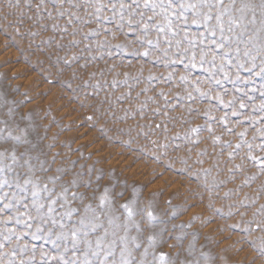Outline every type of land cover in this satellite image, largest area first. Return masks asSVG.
Returning a JSON list of instances; mask_svg holds the SVG:
<instances>
[{
	"label": "rangeland",
	"instance_id": "obj_1",
	"mask_svg": "<svg viewBox=\"0 0 264 264\" xmlns=\"http://www.w3.org/2000/svg\"><path fill=\"white\" fill-rule=\"evenodd\" d=\"M197 2L0 0V264H68L73 228L81 264H264L260 0L224 48Z\"/></svg>",
	"mask_w": 264,
	"mask_h": 264
},
{
	"label": "snow or ice",
	"instance_id": "obj_2",
	"mask_svg": "<svg viewBox=\"0 0 264 264\" xmlns=\"http://www.w3.org/2000/svg\"><path fill=\"white\" fill-rule=\"evenodd\" d=\"M133 4L137 3V0H132ZM172 3V0H168V6L170 7ZM157 5L154 3H150V0H144V7L145 8H149L151 7L153 10L155 9ZM124 6L121 5V8H123ZM181 8H192L194 11L198 10V9H203L206 8L207 11L203 12V19L204 22L207 23L208 21H211L213 18L215 19V25L211 26V34L213 37H215L216 35V31L217 29L220 32V43H217L216 40L214 39L212 41L213 44L216 45L217 48H224L225 47V42L227 43H231L233 37L229 36V35H225V32L227 31L228 33H236V41L237 44H239L240 40L243 38V36L245 35L246 32V25L243 23V16L241 15L240 17H233L231 15V6H225L223 3V0H198L197 3L194 4H181L180 5ZM246 7V6H245ZM259 8L261 10V15L264 16V0H260V4H259ZM213 10H215V15L213 17ZM237 11L243 12V7L241 9H238ZM225 17H227V19L225 20ZM149 20H151V17L148 18ZM250 23H255V15H253V18L251 21H249ZM192 23H197L196 20H193ZM159 27V26H157ZM240 28L243 29V31L240 32H236V29ZM145 30H147V24H145ZM160 31H163V29L161 28ZM148 43H151V41H149ZM237 53H239V47H237L236 49ZM227 54V53H225ZM143 55L147 56L148 53L145 52L143 53ZM244 55H248L247 52L244 53ZM218 83V81H217ZM241 107H243V105H241ZM3 153H0V156H2ZM15 158V157H13ZM29 183L28 181H25V184ZM45 191H47V189L45 188ZM32 195V207H34L36 209V211L38 213L42 212L43 209L45 208V206H47V212L49 215H51L54 212V208L53 205L56 203V200L54 199H49L47 202V205H45L44 203H37V200L39 198V193L38 191L35 189V186L33 187V191L31 193ZM75 196V194H73ZM17 203H20L19 200L16 201ZM6 208L11 207V205H5ZM27 207V205H26ZM61 207H63V205H61ZM64 215L67 216H71L72 215V211H69L67 213H64ZM43 223H48L49 221L47 220H42ZM51 223L55 224L56 221L53 219L51 220ZM80 224L83 226V220L80 221ZM61 227H63V225H61ZM93 228L96 227V225L92 226ZM84 236H87L88 233L84 232L83 233ZM70 236H71V251L73 252V259L71 261L68 262V264H81V261L79 259V256L77 255L78 249H77V243L80 242L79 241V236H80V232L76 229L73 228L70 230ZM84 244H90L91 242L88 240H84L83 241ZM96 245L97 248H100L101 245V241L99 238H97L96 240ZM69 249H65V251H68ZM92 256H98L99 252H92L91 253ZM163 256V254H161ZM84 264H96V261H85ZM99 264H106L105 259L101 258L99 260Z\"/></svg>",
	"mask_w": 264,
	"mask_h": 264
}]
</instances>
